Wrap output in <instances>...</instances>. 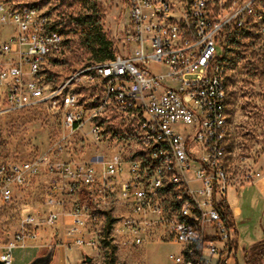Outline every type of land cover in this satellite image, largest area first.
<instances>
[{
	"label": "built area",
	"instance_id": "2783aa9c",
	"mask_svg": "<svg viewBox=\"0 0 264 264\" xmlns=\"http://www.w3.org/2000/svg\"><path fill=\"white\" fill-rule=\"evenodd\" d=\"M123 1L129 17L123 54L88 65L60 86L52 84L64 54L60 28L37 8L0 4V30L14 28L0 44V118L48 108L61 113L65 138L87 132L98 143L112 121L137 125L136 147L127 152L126 146L108 159L69 162L59 147L31 161L0 162V209L11 207L18 192L34 189L41 179L47 183V211L25 214L14 234L0 239L3 264H14L17 249L95 250L110 219V238L126 236L125 244L134 247L144 245L153 230L167 233L180 247L170 255L172 264L187 262L189 220L200 219L196 261L187 264L229 263L234 227L224 217L228 191L263 176L252 165L244 183L234 185L228 152L226 54L232 36L252 15V4ZM95 88L98 101L79 90ZM143 154H152V161H143ZM160 163H168L170 183L160 179ZM165 184L174 185V192H165ZM185 196L194 197V204L185 203ZM177 205L186 206L182 222H174ZM61 226L64 242L44 243Z\"/></svg>",
	"mask_w": 264,
	"mask_h": 264
},
{
	"label": "rangeland",
	"instance_id": "374dc122",
	"mask_svg": "<svg viewBox=\"0 0 264 264\" xmlns=\"http://www.w3.org/2000/svg\"><path fill=\"white\" fill-rule=\"evenodd\" d=\"M247 3L252 4L253 13L244 18L245 27L258 23L257 28H249L258 34L259 38L255 40L244 37L240 31L234 34L229 43L226 60L230 122L233 132L239 137L237 154L230 162V175L234 185L244 183L245 174L252 165L264 173V0H238V7L241 8ZM0 4L34 7L46 12L54 23L60 24L65 44L61 65L53 74L52 84L55 86L64 84L88 65L100 63L83 45L84 37L81 32H70L71 28L66 26L69 22L74 23L80 16L90 15L96 18L102 34L111 44L115 57L124 52L121 38L123 29L129 25V17L123 0H0ZM13 32L12 26L2 28L0 44L7 42ZM75 89L76 85L71 87V90ZM79 90L81 95L94 97L96 101L101 96L99 88L92 89V92ZM115 121L106 126L107 136L104 141L98 143L87 132L65 138L61 113L48 108L42 107L1 117L0 162L31 161L40 153L55 151L59 147H62V158L80 163L94 162L100 156L108 159L124 151L126 146L127 152H131L137 145V125L128 122L118 124ZM242 152L249 158L248 163L240 159ZM46 195L47 183L41 179L34 189L18 192L11 207L0 209V239L6 240L13 235L25 214L47 211L44 208ZM253 195V189L244 194L247 209ZM257 222L260 223V218ZM51 234L45 235V240L52 238L51 245H58L61 241L59 234L57 231ZM126 242V236H121L110 238L111 248L103 241L95 250L74 247L68 252L69 264H86L85 254L92 258L90 264H110L113 259L110 257L112 248L116 249L114 264H172L170 255L180 250L179 246L171 243L168 234L161 230H153L148 241L140 247L125 244ZM42 250L39 253L33 248L17 249L14 252V264H31L37 257L46 256L49 246Z\"/></svg>",
	"mask_w": 264,
	"mask_h": 264
},
{
	"label": "crops",
	"instance_id": "0c3cea01",
	"mask_svg": "<svg viewBox=\"0 0 264 264\" xmlns=\"http://www.w3.org/2000/svg\"><path fill=\"white\" fill-rule=\"evenodd\" d=\"M262 174V178L256 183L246 184L241 187L234 186L228 191L226 205L233 215L235 225L232 234V249L227 250L230 258L228 264H246L245 254L252 247L264 241V173ZM252 189L254 190V195L250 202V207L247 209L244 194ZM258 218H260V223L257 222ZM60 229H62L61 232ZM60 229L58 234L61 241L64 242L63 227L61 226ZM45 242L48 244L49 240H45ZM53 248V259L50 264L70 263L68 252L74 247H68L67 245V247L58 246ZM219 248L225 249L223 245H219ZM35 250H38L39 253L43 251L42 249Z\"/></svg>",
	"mask_w": 264,
	"mask_h": 264
},
{
	"label": "trees",
	"instance_id": "16d2710c",
	"mask_svg": "<svg viewBox=\"0 0 264 264\" xmlns=\"http://www.w3.org/2000/svg\"><path fill=\"white\" fill-rule=\"evenodd\" d=\"M54 26L56 28H60L59 23H54ZM66 26L71 28L70 32H76V33L81 32V35L84 37L83 38L84 40L82 41L83 45L86 46L93 53V58L98 60L100 63H105L115 58V54L111 51V44L110 42L106 40L105 35L102 34L98 21L96 20L94 16H90V15L80 16L75 20L74 23L69 22L66 24ZM73 26L75 28H72ZM249 27L257 28L258 23L252 24ZM249 27L246 26L242 29V35L244 37H250V38L257 40L259 38V35L256 34L254 31H251ZM228 52L229 50L227 51V54H226V60L228 58ZM229 98H230V94H229ZM229 104L230 103L228 101V105ZM238 138H239L238 135L236 134V132H233L232 127H231L230 135H229V151L232 154V157H231L232 161L234 160V157L237 154V151L239 148ZM245 157H247V155L242 152L240 154V159L242 160V158H245ZM224 217L230 222L232 227L235 228L233 215L231 214L230 209L227 205L225 206ZM112 223H113V220L110 219L107 227L105 228L104 240H103V242L109 248L112 247L110 243ZM194 247L197 250L198 246L194 245ZM115 252H116V249L112 248L110 257L113 259L110 262V264L115 263V260H114ZM245 262L246 264H264V241L252 247L245 254Z\"/></svg>",
	"mask_w": 264,
	"mask_h": 264
},
{
	"label": "bare ground",
	"instance_id": "6f19581e",
	"mask_svg": "<svg viewBox=\"0 0 264 264\" xmlns=\"http://www.w3.org/2000/svg\"><path fill=\"white\" fill-rule=\"evenodd\" d=\"M233 144V143H232ZM228 152L229 142H228ZM143 161H152V154H143ZM159 176L163 180V183H170V168L168 163L159 164ZM165 192H174V185L165 184ZM185 203L194 204V197L185 196ZM186 206L177 205V213L174 215V222H182V217H185ZM190 227V242H188V248H186L187 262H180V264L195 263L197 250L194 245L199 248L201 237V220L192 219L189 220Z\"/></svg>",
	"mask_w": 264,
	"mask_h": 264
},
{
	"label": "water",
	"instance_id": "95a60500",
	"mask_svg": "<svg viewBox=\"0 0 264 264\" xmlns=\"http://www.w3.org/2000/svg\"><path fill=\"white\" fill-rule=\"evenodd\" d=\"M53 252H54V248L52 247L50 248L46 256L36 258L35 261H33L31 264H50L53 259ZM90 263H92V258L86 255V264H90ZM0 264L3 263L0 261Z\"/></svg>",
	"mask_w": 264,
	"mask_h": 264
}]
</instances>
